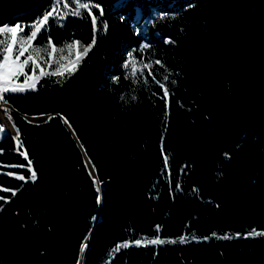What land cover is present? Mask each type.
<instances>
[{"label":"trees","instance_id":"trees-1","mask_svg":"<svg viewBox=\"0 0 264 264\" xmlns=\"http://www.w3.org/2000/svg\"><path fill=\"white\" fill-rule=\"evenodd\" d=\"M53 2L0 0V25H31ZM94 2L109 29L79 70L6 95L38 178L6 174L30 176L12 167L27 165L15 135L0 133V189L19 190L0 191L9 199L0 200V264H264V237L243 238L264 231V0ZM61 23L50 20L35 43L91 42L90 18ZM130 53L166 66L153 72L170 73L167 110L147 70V86L124 79ZM49 113L55 118L41 122L26 116ZM157 235L189 242L111 255L119 243Z\"/></svg>","mask_w":264,"mask_h":264},{"label":"snow or ice","instance_id":"snow-or-ice-1","mask_svg":"<svg viewBox=\"0 0 264 264\" xmlns=\"http://www.w3.org/2000/svg\"><path fill=\"white\" fill-rule=\"evenodd\" d=\"M94 9L98 10V15L94 12ZM104 15L103 7L100 4L95 3L94 0H54L50 9L31 25H21L19 23L14 26L0 25V102L7 103L6 94H23L27 91H36L37 85L44 77H59L60 79L57 83H62L65 78H71L79 70L80 65L96 46L98 32H100L101 29L104 33L108 31V22L106 20L102 21ZM69 16L90 18L93 28L91 42L85 45L80 40H72L70 42L65 41L62 46H57L49 35L44 45H38L35 43L39 36L48 30L50 20H56L61 27H64L61 22ZM26 29L29 30L26 32ZM165 43H174V41L166 40ZM149 47L150 45L143 44L141 45V51L148 49ZM129 57V61L124 65L126 69H129V72L125 75L124 79L131 80L134 85L138 84L142 79L143 84L147 86L148 79L144 75L145 70H147V76H150L152 81L162 90L163 95L160 98L164 100L167 110L170 106V89L166 82L169 81L170 73L163 75L162 80H158L156 74L153 72L154 65H158L167 72L166 66L159 59L142 62L137 61L131 53L129 54ZM53 64L56 66L54 69L52 68ZM29 68L30 73L28 71ZM37 70L39 71L37 72ZM21 78H23L22 81ZM116 79L118 80L119 78ZM172 83H175V81H172ZM153 95L156 94L153 93ZM120 99L125 100V97L121 96ZM132 99L135 100L136 97L132 96ZM8 118L11 120L10 113L8 114ZM54 118V116H48V120ZM165 118H167V111L165 113ZM61 119H63V122L71 128V124L67 118L61 117ZM13 127H15L14 123ZM4 132L5 128L0 125V133ZM13 139L15 141L17 153L27 161V165H13L12 167H27L30 176L25 177L22 174L15 173L6 174L14 176L15 179L25 183L28 182V180L34 183L38 178L37 173L32 167L33 162L29 158L27 150H24V144L18 128L16 129V135ZM164 161L165 167L167 168L169 164L168 155H164ZM88 163L91 164V161ZM94 172L95 168L93 166L89 175L93 176ZM94 183L99 184L100 181L94 177ZM176 188L179 189L180 185L177 184ZM0 191H11V196L14 197L19 190H9L4 188L0 189ZM0 200H3L5 203L9 202V199L4 196H0ZM160 228V225L156 226L157 233H159ZM212 237L219 240H232L241 238V234L236 233L233 236L229 234L217 235L216 233H212ZM212 237H205L204 239L207 240ZM255 237H264V231L252 229L243 236L245 239ZM193 239H195V237H193ZM186 242H189L188 237H180L179 240H166L157 235L156 238H141L134 241L119 243L112 249L111 255L114 257L121 250L133 246L147 247L149 245H164L169 243L183 244ZM86 247L87 245L85 244L84 248Z\"/></svg>","mask_w":264,"mask_h":264},{"label":"bare ground","instance_id":"bare-ground-1","mask_svg":"<svg viewBox=\"0 0 264 264\" xmlns=\"http://www.w3.org/2000/svg\"><path fill=\"white\" fill-rule=\"evenodd\" d=\"M7 104V103H6ZM5 104V105H6ZM1 105V104H0ZM8 105V104H7ZM49 115H45V116H30L33 119H40V118H47ZM0 118L2 120V122L4 123V125L6 126V128L13 133L14 135H16V128L13 127V123L12 121L8 118V114L5 111V108L2 106L0 107Z\"/></svg>","mask_w":264,"mask_h":264},{"label":"water","instance_id":"water-1","mask_svg":"<svg viewBox=\"0 0 264 264\" xmlns=\"http://www.w3.org/2000/svg\"><path fill=\"white\" fill-rule=\"evenodd\" d=\"M11 105V107H12V104H10ZM45 115H49V116H54V114H35L34 116H45ZM27 116V118H29L30 120H32V121H35V122H41V121H47L48 120V117L47 118H40V119H33V118H31L30 116H32V115H26ZM71 129L73 130V132H75L74 131V129L72 128V126H71ZM11 133V132H10ZM11 134H13V133H11ZM14 135V134H13ZM88 158V162L89 161H91L90 159H89V157H87ZM89 166L91 167V169H92V167L94 166V164L91 162V164H89ZM95 168V167H94ZM87 241H89V240H87Z\"/></svg>","mask_w":264,"mask_h":264},{"label":"rangeland","instance_id":"rangeland-1","mask_svg":"<svg viewBox=\"0 0 264 264\" xmlns=\"http://www.w3.org/2000/svg\"><path fill=\"white\" fill-rule=\"evenodd\" d=\"M29 73H30V71H29ZM22 79H23V78H21V80H22ZM0 104H1L0 107H2V106H3L4 108H6V107H11V105H10L11 103L8 102V101H7V104H8V105H7L6 103H3V102H0ZM5 104H6V105H5ZM5 111H6V110H5ZM0 119H1V118H0ZM3 127L5 128V132L2 133V134H5V133H9V132H10V131L6 128V126L4 125V123H3Z\"/></svg>","mask_w":264,"mask_h":264},{"label":"built area","instance_id":"built-area-1","mask_svg":"<svg viewBox=\"0 0 264 264\" xmlns=\"http://www.w3.org/2000/svg\"><path fill=\"white\" fill-rule=\"evenodd\" d=\"M21 25H24L25 23H20ZM8 26H14V25H10V24H6ZM22 81V80H21ZM7 95V94H6Z\"/></svg>","mask_w":264,"mask_h":264}]
</instances>
